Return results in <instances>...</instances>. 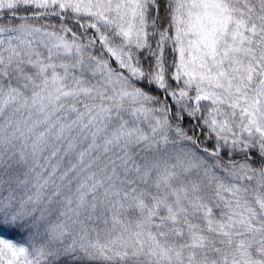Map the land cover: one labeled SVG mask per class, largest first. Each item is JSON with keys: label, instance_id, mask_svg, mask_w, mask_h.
<instances>
[{"label": "snow or ice", "instance_id": "obj_1", "mask_svg": "<svg viewBox=\"0 0 264 264\" xmlns=\"http://www.w3.org/2000/svg\"><path fill=\"white\" fill-rule=\"evenodd\" d=\"M0 264H264V0H0Z\"/></svg>", "mask_w": 264, "mask_h": 264}]
</instances>
